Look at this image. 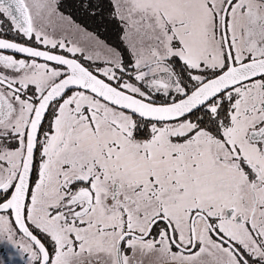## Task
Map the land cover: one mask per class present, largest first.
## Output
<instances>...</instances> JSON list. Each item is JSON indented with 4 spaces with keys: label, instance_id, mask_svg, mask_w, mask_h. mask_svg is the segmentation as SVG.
<instances>
[{
    "label": "snow or ice",
    "instance_id": "6c2138e0",
    "mask_svg": "<svg viewBox=\"0 0 264 264\" xmlns=\"http://www.w3.org/2000/svg\"><path fill=\"white\" fill-rule=\"evenodd\" d=\"M0 264H264V0H0Z\"/></svg>",
    "mask_w": 264,
    "mask_h": 264
}]
</instances>
